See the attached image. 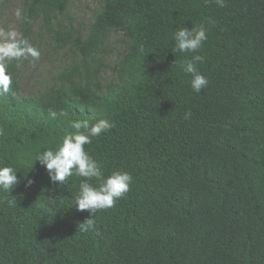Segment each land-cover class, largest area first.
<instances>
[{
    "label": "trees",
    "instance_id": "trees-1",
    "mask_svg": "<svg viewBox=\"0 0 264 264\" xmlns=\"http://www.w3.org/2000/svg\"><path fill=\"white\" fill-rule=\"evenodd\" d=\"M72 1L20 6L18 33L62 58L51 77L32 69L42 56L6 68L0 167L18 183L0 190V264H264V0H97L88 24L68 15ZM199 25L208 85L197 94L178 67L194 54L173 52L172 34ZM85 115L114 124L86 151L105 176L133 182L82 232L89 213L72 199L82 178L53 183L32 161Z\"/></svg>",
    "mask_w": 264,
    "mask_h": 264
},
{
    "label": "clouds",
    "instance_id": "clouds-1",
    "mask_svg": "<svg viewBox=\"0 0 264 264\" xmlns=\"http://www.w3.org/2000/svg\"><path fill=\"white\" fill-rule=\"evenodd\" d=\"M209 2V0H206ZM218 7L226 6V0H211ZM16 19L27 20L25 13L17 8L14 13ZM207 30L204 25L191 28L180 26L172 34L174 41L173 52L181 54L193 53L190 59L183 60L178 67L190 76L189 85L195 93H200L208 85L207 77L197 68L198 62H203L204 57L198 53L207 40ZM40 58V51L30 41L18 33L14 28H0V95L9 92L12 78L6 74L7 65L13 61L31 60L35 62ZM50 117L55 119L57 112H51ZM62 117H69L65 109L59 111ZM191 116L188 110L184 119ZM114 127V124L106 118L91 120L84 118L70 119V128L59 139L55 147L38 151L34 155L32 165L38 161L48 172L50 181L58 184H67L72 176L82 178L78 191L72 197L73 205L78 211H87L89 216L80 223L82 232L92 230L95 226V215L98 211L107 210L115 206L130 190L133 182L131 173L114 170L105 176L102 166L85 149L94 137L106 134ZM95 180V184L90 181ZM18 183L17 170L12 166L0 167V190L9 192ZM29 184L32 181L28 182ZM9 206L16 204L15 199L8 201Z\"/></svg>",
    "mask_w": 264,
    "mask_h": 264
},
{
    "label": "rangeland",
    "instance_id": "rangeland-1",
    "mask_svg": "<svg viewBox=\"0 0 264 264\" xmlns=\"http://www.w3.org/2000/svg\"><path fill=\"white\" fill-rule=\"evenodd\" d=\"M21 3L22 0L10 1V3L6 6V10L2 14L3 19L0 20V28H4V23H7L9 28H14L18 32V20L16 19L14 13L17 8L20 9V6L22 5ZM97 5V0H73L68 7V15L73 17V22L75 24L81 21L84 24H88ZM118 38L119 36L114 33L112 35L111 42L117 40ZM41 50H44L42 54L40 53V56H42L43 59L38 60V70H36L35 66H32V69H35V71L42 73L47 77H51L60 71L59 68L61 67V62L59 61V58H62V55L56 54L57 58L51 62L49 55L44 56L46 49L41 47ZM115 50H118V44H116ZM109 74L110 72L105 73L106 76Z\"/></svg>",
    "mask_w": 264,
    "mask_h": 264
}]
</instances>
